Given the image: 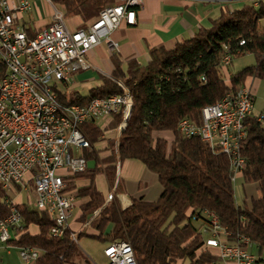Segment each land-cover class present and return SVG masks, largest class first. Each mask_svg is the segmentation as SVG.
<instances>
[{
  "label": "trees",
  "instance_id": "trees-1",
  "mask_svg": "<svg viewBox=\"0 0 264 264\" xmlns=\"http://www.w3.org/2000/svg\"><path fill=\"white\" fill-rule=\"evenodd\" d=\"M53 1L62 7L65 18L79 16L86 28L106 7L126 0ZM39 32L28 29L30 37ZM236 39L240 42L236 43ZM225 47L236 57L254 56L256 65L228 79L221 65ZM111 61V73L101 75V85L90 89L86 96L74 93L70 98L68 82L62 83L64 90L56 89L59 101L66 105H87L97 98L122 94L119 83L130 90L133 99L118 145L108 140L107 157L100 160L95 146L104 140L105 131L119 128L122 116H114L105 129L94 123L82 127L94 147L83 155L93 165L65 179L67 191L81 202L76 222L84 228L78 240L89 237L109 244L129 242L138 264H217L219 257L205 249L201 225L192 221L203 211H211L229 233L230 242L245 236L264 247V128L255 117L248 119L242 178L245 185L256 186L259 195L245 208L237 203L227 156L212 151L198 138L182 136L178 130L179 122L185 118L200 124L205 107L247 86L248 77L264 81V0H259L258 5L249 0L240 9L223 12L209 27H201L193 37L172 48L152 49L146 64L136 58L122 60L117 54L111 56ZM117 159L121 164L138 160L155 173L162 186L160 197L156 201L132 199L126 208L117 200L106 203L96 177L104 174L113 187ZM82 181L87 185L79 187ZM11 199L13 196L0 186V219L9 215ZM15 206L23 216V226L16 231L22 236L11 244L39 249L41 257L36 264H80L76 259L81 252L71 239L70 227L63 237H53V221L46 211L28 202ZM96 212L98 215L88 224ZM32 227L38 229L37 234L31 233Z\"/></svg>",
  "mask_w": 264,
  "mask_h": 264
},
{
  "label": "built area",
  "instance_id": "built-area-1",
  "mask_svg": "<svg viewBox=\"0 0 264 264\" xmlns=\"http://www.w3.org/2000/svg\"><path fill=\"white\" fill-rule=\"evenodd\" d=\"M252 1L258 5L259 0ZM137 8H143V0L108 6L95 22L77 31L67 28L64 13L57 10L53 21L30 37L27 26L17 19L32 10V0H0V186L13 196L8 200L9 215L0 219V244L6 248L11 247L16 231L23 226V216L15 206L16 188L20 193L28 192L29 184L34 187L36 208L46 211L53 221L51 235H65L77 203L76 196L67 191L65 179L88 169L90 162L83 152L94 149L82 130L84 125H101L121 115L123 122L114 137L118 145L133 107L132 98L110 96L87 105H66L59 101L56 89L59 84L71 82L77 73L92 68L88 54L102 42L115 50L112 33L123 24L136 25ZM225 48L221 60L224 69L236 57ZM252 117L264 128V111L255 114L252 88L242 86L219 103L205 107L200 124L185 118L178 130L182 136L198 138L212 151L225 154L235 186L246 166L242 148ZM120 164L117 159V168ZM115 196L116 189L106 203ZM200 215L192 221L200 223L205 249L219 257L217 264H264L263 246L245 236L230 242L229 233L214 212L203 211ZM71 239L77 243L78 234H72ZM105 255L108 264H138L133 247L126 241L110 243ZM19 256L24 264H36L41 251L19 247Z\"/></svg>",
  "mask_w": 264,
  "mask_h": 264
},
{
  "label": "crops",
  "instance_id": "crops-1",
  "mask_svg": "<svg viewBox=\"0 0 264 264\" xmlns=\"http://www.w3.org/2000/svg\"><path fill=\"white\" fill-rule=\"evenodd\" d=\"M248 1L143 0V8L136 9L137 24L134 26L123 24L120 29L112 33L111 40L117 48L112 50V47L105 41L93 48L88 54L92 68L74 75L72 81L69 82L68 89L72 90L73 93L86 96L87 93L82 92V88L89 92L90 89L100 86V76L108 75L113 70L111 61L113 54H117L122 60L136 58L142 64H146L150 59L152 49L172 48L177 42L193 37L201 27H209L211 21L219 18L223 12L240 9ZM57 10L63 12L62 7L53 0H32V10L23 17H18L17 20L36 33L53 21L54 13ZM65 22L70 31L84 29L83 20L79 16L65 18ZM123 67L126 68V65ZM109 123L110 120H106L98 126L105 129ZM109 133L105 131L106 138H108ZM95 150L98 152L97 155L100 160L110 154L106 141L97 144ZM117 180L118 187L116 188ZM116 181L111 187L104 174L96 177L97 188L104 195L105 201H108L111 191L116 189L114 200H117L123 208L128 207L132 199L141 197L148 201H156L162 193V186L157 175L138 160L130 159L120 164V167L117 168ZM85 185H87L85 181L78 184L79 187ZM14 197L16 203L26 202L20 191H17ZM252 198L254 196L251 197V200ZM28 203L30 204V202ZM246 203L249 206L251 201L248 202L247 200ZM80 205L81 202L77 200L69 220V227L73 230V234H79L84 228L76 222V219L81 215ZM77 209H79V214L74 217ZM30 231L32 234H37L38 229L32 227ZM21 236L22 234L16 232L15 240ZM0 264H24L19 256V247L11 244V247L6 248L0 244Z\"/></svg>",
  "mask_w": 264,
  "mask_h": 264
},
{
  "label": "rangeland",
  "instance_id": "rangeland-1",
  "mask_svg": "<svg viewBox=\"0 0 264 264\" xmlns=\"http://www.w3.org/2000/svg\"><path fill=\"white\" fill-rule=\"evenodd\" d=\"M44 4V3H43ZM46 6V5H45ZM256 65V60L252 55H244L235 57L232 65L229 68L225 69L226 77L229 79L233 75H236L240 71H242L246 67H254ZM247 86L252 88L253 95L255 96V114H259L264 111V81L259 79H254L252 77H248L246 80ZM59 88L65 89L62 84H59ZM82 92L88 94V90L81 89ZM69 97H73L74 93L72 90L68 91ZM109 136L103 141H106L108 144L109 139H113L115 137L114 131H108ZM112 137V138H111ZM28 192H23V198L26 202H30V205L36 208L35 205V192L32 184H29ZM235 191H236V200L242 208L247 207L248 202L251 201V197H258L259 190L256 186L250 185L246 186L244 184L242 176L238 177L235 183ZM246 201V202H245ZM37 209V208H36ZM79 214V209H77L74 213V217ZM73 217V218H74ZM196 225H200V223H196ZM78 248L81 252V256L79 259H76L80 264H108V258L105 255V249L108 247V242H103L97 239L84 237L77 242Z\"/></svg>",
  "mask_w": 264,
  "mask_h": 264
},
{
  "label": "bare ground",
  "instance_id": "bare-ground-1",
  "mask_svg": "<svg viewBox=\"0 0 264 264\" xmlns=\"http://www.w3.org/2000/svg\"><path fill=\"white\" fill-rule=\"evenodd\" d=\"M0 60H2V52L0 51ZM123 93L119 95H113V96H125V98H132V94L130 90H128L124 85L119 84Z\"/></svg>",
  "mask_w": 264,
  "mask_h": 264
}]
</instances>
